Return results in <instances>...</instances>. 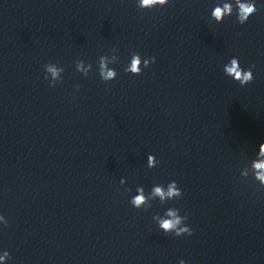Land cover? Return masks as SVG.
I'll return each instance as SVG.
<instances>
[{"label": "water", "instance_id": "1", "mask_svg": "<svg viewBox=\"0 0 264 264\" xmlns=\"http://www.w3.org/2000/svg\"><path fill=\"white\" fill-rule=\"evenodd\" d=\"M223 2L0 0V264H165L189 236L160 227L167 211L193 231L258 157L264 0L244 25L212 17ZM134 53L140 75L124 71ZM233 57L251 84L224 73ZM48 63L64 69L54 88ZM172 181L181 198L151 196Z\"/></svg>", "mask_w": 264, "mask_h": 264}, {"label": "clouds", "instance_id": "2", "mask_svg": "<svg viewBox=\"0 0 264 264\" xmlns=\"http://www.w3.org/2000/svg\"><path fill=\"white\" fill-rule=\"evenodd\" d=\"M169 0H138V7L141 9H152L157 5L163 7L168 4ZM264 7V5H261ZM257 5L255 0H231V2H223L222 4H217L214 7L211 15L215 20L220 23L223 22L225 17H230L233 13H236L237 22L240 25H244L247 21L257 14ZM112 53H116V55H112L111 59L107 55L100 56L98 59L99 62V76L104 82H109L114 80L117 77V72L114 68H109L108 64H116L118 63V49H111ZM155 62V57L151 59H143L144 68L149 67L152 63ZM141 65V56L139 53H134L131 57L130 63L125 67L124 71L126 73H130L132 75H140L142 73ZM76 70L78 72H83L85 77L89 75V70L92 68L91 64H87L85 67V62L83 60H77L75 62ZM254 67V66H252ZM252 67H249L247 70L241 67L240 61L238 58L233 57L230 60V63L224 66V73L231 77L235 82H238L241 86H247L254 81V75L252 71ZM44 69L47 73L51 75V81L47 75L44 76L45 80L49 81L50 87H55L57 83H62V76L64 69L62 67H58L55 63H48L44 65ZM77 89H79V85H77ZM260 156L264 157V143H261L259 146ZM156 164H159V161H156ZM153 165L152 157H149V166ZM253 167L259 171L255 173V179L259 181L261 188H264V161L256 162L253 164ZM138 195H135L131 200L130 204L136 209H141L142 206L146 202V196L143 188H137ZM183 195L182 189L178 186L175 181H172L167 186V191L164 190L162 186L153 187L151 190V196L155 198L156 196L160 197L161 201L172 198H181ZM177 210L169 209L166 213L170 219H161L159 221L160 227L164 229L166 232L174 231L177 237L182 236V234L192 235V230L190 227H180L182 224V219H187V217H181L177 215ZM0 220H3V216L0 215ZM7 221L5 224L7 225ZM9 253L5 252L4 257H0V261H2L5 257H8ZM181 264H185L184 261H181Z\"/></svg>", "mask_w": 264, "mask_h": 264}]
</instances>
